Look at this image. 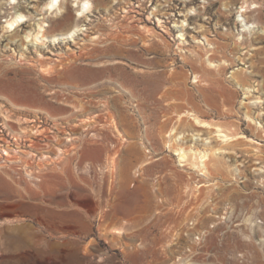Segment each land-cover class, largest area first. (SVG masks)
<instances>
[{"label": "rangeland", "instance_id": "374dc122", "mask_svg": "<svg viewBox=\"0 0 264 264\" xmlns=\"http://www.w3.org/2000/svg\"><path fill=\"white\" fill-rule=\"evenodd\" d=\"M91 1L0 3V264H264V0Z\"/></svg>", "mask_w": 264, "mask_h": 264}, {"label": "bare ground", "instance_id": "6f19581e", "mask_svg": "<svg viewBox=\"0 0 264 264\" xmlns=\"http://www.w3.org/2000/svg\"><path fill=\"white\" fill-rule=\"evenodd\" d=\"M75 1V6L78 8V13H77V15H78V17H80V18H83L84 16H86V15H88L89 13H91L92 12V10H93V3H92V1L91 0H74ZM63 2H64V0H49V2L46 4V9H47V11L48 12H50L51 14H54V13H56V16H58V14L59 13H62V9H63ZM89 5V7H85V5ZM54 5V6H53ZM259 6L258 5H255V9L256 8H258ZM243 12H247V10H248V7L246 6H243ZM19 16H23L24 17V20L26 19V16L25 15H23V14H18ZM17 16V15H16ZM43 19V18H42ZM23 20V21H24ZM23 21L15 28V29H13V30H16L19 26H21V24L23 23ZM44 21V20H43ZM160 21V20H159ZM242 21V20H241ZM243 22V21H242ZM40 23V22H39ZM248 24V23H247ZM247 24H242V26H243V31H247V30H252V29H254V28H256L254 25L253 26H248ZM38 33H37V35H36V38H40V39H46V37H45V32H46V28H47V25L44 23V22H42V23H40V24H38ZM81 31H83V29L81 28V25H77V26H75L74 28H72L68 33H65V34H60V35H57V36H54L53 38H50V40H52V41H54V43H56L57 41L59 42L60 40H69V39H72L73 40V38L75 37V36H77V35H79L80 33H81ZM49 38V37H48ZM47 38V39H48ZM116 39H118V38H116ZM162 44H159L158 46H161ZM113 46L111 45L110 46V48H112ZM116 47L118 48L119 46H117L116 45ZM121 48V47H120ZM150 50V49H149ZM61 69L63 70V72H61V71H59V73H64L65 71H67V69H66V67H64V66H62L61 67ZM195 82H200V78H199V76L198 75H196V77H195ZM80 81V80H79ZM78 83H80V82H78ZM96 88V87H95ZM91 95H94V94H91ZM112 100H114V102H116V101H118L117 100V98H113ZM111 100H106L105 99V101H101L100 103L102 104L101 106H103V107H105L106 108V110L107 111H110V108H111ZM74 112H76L77 114L79 113V114H82V115H86V113H88V110L86 109V107L82 104L81 106H76V108H75V110H74ZM194 119L197 121V123H206V122H202L199 118H197V117H194ZM69 120V119H68ZM25 122H27V120H25ZM35 122V120H30V123H34ZM95 122H97L96 121V118L95 117H92V116H89V117H86V118H83L82 120H81V123L83 124V126H87V127H91V126H93L92 125V123H95ZM110 124L113 126V128L114 129H117L118 127H117V124L114 122V121H111L110 122ZM103 125V124H102ZM40 127H42V126H40ZM218 129H217V132H219V133H224L225 134V136H231L225 129H223L222 127H217ZM44 131L46 132V129L44 128ZM35 132H37V134H38V131H35ZM34 132V133H35ZM118 132H119V130H118ZM33 133V134H34ZM120 134H122L121 132H120ZM17 140H19V138H16ZM21 139V138H20ZM31 140V142H33V140L32 139H30ZM74 139L73 138H71V139H69V141H73ZM174 141V140H173ZM10 144V143H9ZM17 144H19V142L17 143ZM175 145V144H174ZM133 148V146L131 145V146H128L127 147V151L128 152H134V150L132 149ZM170 148H172V145H170ZM177 152H179V154H180V157H181V161L183 162L184 160H186V151L183 149V148H177V149H175ZM60 151H62L61 149H60ZM5 153H6V155H9L10 156V153H8V152H6V150H5ZM206 156H202V159L203 158H205ZM112 165H114L115 164V157H113L112 159H111V162H110ZM199 164V163H198ZM56 169V168H55ZM31 194V193H30ZM32 197H33V194H31V199H32ZM118 233H121L120 231L118 232Z\"/></svg>", "mask_w": 264, "mask_h": 264}, {"label": "clouds", "instance_id": "9594fccd", "mask_svg": "<svg viewBox=\"0 0 264 264\" xmlns=\"http://www.w3.org/2000/svg\"><path fill=\"white\" fill-rule=\"evenodd\" d=\"M0 3L5 4L6 7L8 8H14L13 6L16 5L17 0H0ZM54 6V5H53ZM85 7H89V5H85ZM24 20L23 16H14L13 18L10 19H6L4 21V31H8V30H13L15 29L22 21Z\"/></svg>", "mask_w": 264, "mask_h": 264}]
</instances>
